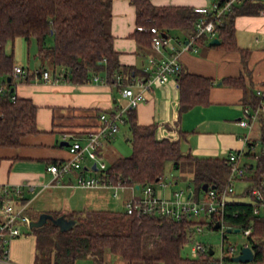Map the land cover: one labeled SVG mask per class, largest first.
<instances>
[{
  "label": "crops",
  "instance_id": "1",
  "mask_svg": "<svg viewBox=\"0 0 264 264\" xmlns=\"http://www.w3.org/2000/svg\"><path fill=\"white\" fill-rule=\"evenodd\" d=\"M152 1L156 5L188 6L194 9L196 6L210 7L218 0ZM259 5L258 9L253 7L256 9L255 12L239 13L235 16L232 38L234 47L222 43L217 29L213 37L218 36L220 42L210 43L213 37L203 35V38H199L202 40L197 41L196 50L180 52L184 70L212 78L213 85L209 90L208 102L181 110L177 75L171 76L165 84L153 85L146 91V98L136 108L126 113V121L121 125L119 132L103 142L97 159L86 156L83 170H74L59 178H54L48 166L69 159L71 157L69 144L75 140L85 144L89 133L101 125V114H112L120 105L125 104L126 98L122 96L121 88L130 84L135 76L144 73L143 68L149 64L151 57L159 58L162 53L153 48L152 44L149 47L140 45L133 36L132 33L137 28L136 8L130 0L112 2L109 29L113 35V47L117 51L120 64V69L114 73L113 78H109L106 69H101L91 73L84 81H76L63 76L61 71H65V68L59 67L58 71H52V79L45 81L34 75L29 66H25L22 62L23 57H17L14 44L16 39L22 36L8 42L6 50L14 54V65H22L28 72L25 78L13 75L14 94L31 99L36 105L37 131L22 136L21 144L18 146H0V188L7 187L10 190L17 186L22 188L20 194L11 192V195L15 198L16 207L25 204L24 211L30 216L31 221L38 220L43 213L52 214L54 211L65 213L82 209H111L101 193V189L111 187H82L77 184V176L81 172L86 174L95 172L92 175H99L102 172L96 161H104L102 159L107 152L115 151L113 141L116 144L119 142L118 135L123 128H128L132 133V118L140 125L155 124L157 138L178 141L183 154L200 158H224L228 162L229 151L240 150L247 154L250 150L249 142H254V146L257 143L262 144L264 96L259 94L258 90L264 91V14L261 13L264 9V0ZM178 29L182 34L181 37H177L180 38L178 40L185 41L194 33L184 28ZM26 43L27 58L33 54L39 65V48L36 40L33 39L30 43L26 40ZM162 51L165 55L169 54L167 49ZM49 66L47 63L44 68H50ZM95 76L99 78L95 79ZM4 79L5 76L0 77L2 80L0 82ZM246 106H249L251 112L260 106L256 118L252 120L248 117L252 120L250 125H242L239 122L241 118H246L244 112ZM228 165L229 170L224 182L230 174V164ZM175 168H178V164ZM165 182L167 181H164L163 175L161 180L153 185L157 195L173 197L165 193V188L171 181L167 185ZM134 185L136 188V184ZM157 185H160V190L157 189ZM188 186L186 197L204 196V193L195 195L196 184ZM122 190L125 195L121 198L122 204L132 196L141 195L137 192L139 188L135 191L129 187ZM245 192L248 193V190ZM236 195L234 191L229 197L230 202L252 203L242 201ZM34 202H37V209L33 206ZM260 206L264 205H259L257 213H261ZM30 223H22V233L10 244L11 257L20 264L35 263L37 236L33 228L37 226H31ZM210 246L215 250L214 246ZM122 259L115 254H108L106 264L114 261L116 264H124ZM92 260L95 264L93 258Z\"/></svg>",
  "mask_w": 264,
  "mask_h": 264
},
{
  "label": "trees",
  "instance_id": "2",
  "mask_svg": "<svg viewBox=\"0 0 264 264\" xmlns=\"http://www.w3.org/2000/svg\"><path fill=\"white\" fill-rule=\"evenodd\" d=\"M223 15L217 26L222 43L234 47V18L239 13L255 12L263 0H240ZM113 0H0V77H4L5 93L0 94V146H18L21 137L37 131L36 105L31 99L16 95L12 85L14 54L6 45L18 36L28 43L36 40L39 48V67L47 63L54 71L64 67L61 74L76 81H84L90 74L106 69L109 78L120 69L117 51L110 32ZM136 8L137 28L132 33L138 43L151 46L153 34L147 27L157 26L164 33L184 28L192 33L199 13L188 6L156 5L152 0H130ZM253 7L256 9L254 10ZM210 16V15H209ZM191 33V34H192ZM170 35V34H169ZM51 42L48 43V38ZM203 38V37H202ZM202 39H199V41ZM229 44L231 46H229ZM106 60V61H105ZM180 89V109L208 102L213 80L183 68L177 73ZM235 81V80H234ZM133 153L120 156L102 174L114 182L124 184H156L165 173L166 163L178 162L189 169L196 184L195 195L206 193L202 184L216 187L224 183L229 170L224 158H200L183 154L178 141L156 136V125H140L132 118ZM262 147L252 151L249 142L247 155L255 156V163H247L243 175L252 187L264 191V132ZM233 212L239 213L238 216ZM246 212V214H243ZM74 221L67 229L48 219L34 227L37 236L34 264H76L81 257L91 256L95 264H106L108 254L123 258L127 264H207L210 255L184 256L183 247L193 239V218L176 220L158 213L129 214L113 209H82L52 212ZM225 219L228 225H252L248 235L254 251L251 264L264 262V214L254 213V204L231 201ZM214 223L211 222L210 227ZM209 264V263H208Z\"/></svg>",
  "mask_w": 264,
  "mask_h": 264
},
{
  "label": "built area",
  "instance_id": "3",
  "mask_svg": "<svg viewBox=\"0 0 264 264\" xmlns=\"http://www.w3.org/2000/svg\"><path fill=\"white\" fill-rule=\"evenodd\" d=\"M237 1L240 0H218L210 7L196 6L194 11L199 13L200 16L196 21L194 33L185 41L174 40L172 36L164 35V32L155 25L147 27L146 29L153 34L151 43L153 48L160 51L162 56L159 58L151 57L149 64H146L143 68L144 73L135 76L130 84L121 88L122 96L126 98L125 104L120 105L112 114L102 113L101 125L89 133L85 144L75 140L69 144L71 153L69 159L59 163H51L48 166L54 178L62 177L74 170H83V162L86 156L91 159H97L98 151L103 142L119 132L121 125L126 121V113L130 109L136 108L146 98V91L153 85L167 83L171 76L177 75L182 69L180 52L183 50H196L197 41L203 35L213 37L216 34L218 24L222 23L223 15L230 11ZM261 13L264 14V9L261 10ZM165 49L169 51L168 55H165L162 51ZM27 73V69L24 66L14 65L13 75L15 77L25 78ZM33 73L45 81L52 79V73L48 68L38 66L36 70H33ZM98 78V76H95V79ZM5 90L4 81L0 82V94L5 93ZM258 93L264 96V91L258 90ZM15 98L16 95H13V99ZM259 108L260 106L251 112L249 106H246L244 109L246 118H241L240 124L250 125L251 121L258 115ZM242 155L243 153L240 150L228 152L227 160L230 164L228 178L219 187L209 186L202 197L196 198L192 195L186 197L184 189L176 190L173 197L160 196L157 195L152 184H146L139 188L143 193L142 195L132 196L125 201V211L129 214L137 213L138 215L158 213L176 220L193 218L198 221L194 225L195 231L202 229L201 222H208L209 226L211 222L214 223L211 228H215L216 223H219L218 228L222 229L224 233L226 228L231 226L227 224L225 214L227 204L230 202L229 197L235 191V179L242 177L248 168L247 163L242 164L240 161ZM96 164L99 165L102 171L107 168L105 161H96ZM105 174V172L104 174L101 172L99 175H92L81 172L77 176V184L82 187H113L115 189L113 193L115 197H119V189L129 187L132 191L136 190L134 184H124L120 180L114 182L105 177ZM165 184L167 185L168 182H165ZM21 191L22 188L20 186L15 187L13 190L7 187L0 188V264H17L11 257L10 244L14 238L22 233V223L29 224L31 221L30 216L24 211L25 204L16 207L15 198L11 195V192L18 195ZM251 194L256 199V203L253 204L254 213H257L259 205H264V191L260 187L254 186L251 189ZM243 214H246V212ZM233 215L238 216L239 213L233 212ZM201 216L202 218H200ZM243 230H247L248 233L251 232L252 225L244 226ZM211 249L213 250L210 245L202 241H195L191 246V253L192 256H199L198 253H208L210 255L209 264H234L232 256L235 255V246L230 245L225 250L223 240L219 257H214L215 250L210 253ZM250 262H241L239 264H251Z\"/></svg>",
  "mask_w": 264,
  "mask_h": 264
},
{
  "label": "rangeland",
  "instance_id": "4",
  "mask_svg": "<svg viewBox=\"0 0 264 264\" xmlns=\"http://www.w3.org/2000/svg\"><path fill=\"white\" fill-rule=\"evenodd\" d=\"M181 32L179 31V29H175L173 32L171 31V36L173 37L174 40L176 39H180L177 37H181ZM52 39L51 37L49 38L48 42H50ZM176 42V41H174ZM10 46L12 45V43L9 44ZM15 52L17 57H23L22 62L25 64V66H29L31 70H36V68L38 67L37 61L36 59H34V55L31 54V56L29 58H27V54H28V46L26 43V39H24V37H19L16 39L15 44ZM50 68H48L51 73L58 71L59 67L56 69V71L53 70V68L51 66H49ZM103 72V71H102ZM104 73V72H103ZM105 74V73H104ZM2 81V80H0ZM131 131H129L128 128H123L120 133H119V142L116 144V142L113 141V143L115 144V151L112 152H107L105 158H103L102 160H104L106 162V165L109 166L111 161H113L115 158H117V156H128L131 155L133 153V145H132V141L131 140H127V138L132 137L131 135ZM262 147L261 143H257L256 146H253L252 151H260ZM242 157L240 158V161L242 164L248 162V163H255L256 162V157L255 156H250L247 155L246 152H243ZM89 162V161H88ZM92 174H95V172H91ZM177 180V182L175 183V181ZM164 181H171V183L165 188V193L168 195H174V192L176 190H185L188 192L189 190V184H193V186H195V182L192 180V173L190 172L189 169L184 170L181 168H175L174 164L172 165V162H168L166 163V167H165V173H164ZM249 184L250 181L247 178H237L235 179L234 182V190L236 192V197L242 201H247V202H252V203H256V199L255 197L251 194V192L246 193L245 191L248 190L249 188ZM160 188V185H157V189ZM160 190V189H159ZM115 189L109 188V189H101V193L102 195L105 197L107 202L108 207H110L113 210L116 211H122L124 204L121 203L122 201V196L124 195V191L122 189H119V193H120V197L116 198L113 196ZM137 192L139 194H143L142 191L137 190ZM160 192V191H159ZM33 206L36 208L37 206V202L33 203ZM261 208V214H264V206H260ZM37 213V212H35ZM202 218V216L200 217ZM199 218V219H200ZM202 225V229L196 230L194 232V236L193 239L188 242L182 249V254L184 256H191V246L193 245V243L195 241H202L208 245H212L215 248V252H214V257H219L220 253H221V246H222V241L224 240V248L225 250H227L229 248L230 245L235 246V250H234V254H237L240 252L241 247L243 245H245L246 243L249 242L248 239V235L249 233L247 232V230H241V231H237V232H228L225 230V232H222V229L220 228H211L208 224V222H201ZM226 228V227H225ZM26 235V234H25ZM24 235V236H25ZM225 235V238H224ZM198 255H201L200 253H198ZM124 264L127 263L124 259H122ZM15 262H17V260H14ZM24 261V260H23ZM18 264H20V262H17ZM209 263V262H208ZM207 263V264H208ZM25 264H28L27 262ZM76 264H93V260L92 258H79L78 260H76ZM110 264H116V262H112ZM136 264H141V263H136ZM156 264H163L162 262H158ZM261 264H264L261 263Z\"/></svg>",
  "mask_w": 264,
  "mask_h": 264
},
{
  "label": "water",
  "instance_id": "5",
  "mask_svg": "<svg viewBox=\"0 0 264 264\" xmlns=\"http://www.w3.org/2000/svg\"><path fill=\"white\" fill-rule=\"evenodd\" d=\"M164 35H167V33H164ZM215 42H220V39L218 36H215L210 40V43H215ZM11 90H14V89L12 88ZM177 164H178V162L176 161L174 166L177 167ZM141 185L144 186V185H146V183H143V184L137 183L136 188H140ZM209 186L216 187L215 184L210 185L208 182H205L202 184V188L204 190H207L209 188ZM190 194H191V192H189V195ZM48 219L54 220V222L58 223L62 229H67L74 224L73 220L66 219L63 216L54 217L51 213H43V215L38 220H32L30 225L31 226H40V225L44 224ZM215 227L218 228L219 223H216ZM226 230L228 232H232V231L237 232V231H240L241 228L228 226L226 228ZM212 252H213V250L211 249L210 253H212ZM253 259H254V251H253L252 246L249 244L243 245L241 247L240 252L232 256V261L234 264H239L241 262L253 261Z\"/></svg>",
  "mask_w": 264,
  "mask_h": 264
}]
</instances>
